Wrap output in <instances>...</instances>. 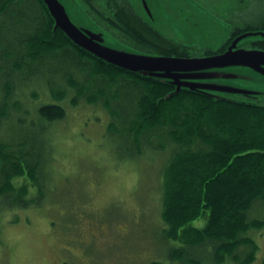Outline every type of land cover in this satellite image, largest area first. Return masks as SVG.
I'll use <instances>...</instances> for the list:
<instances>
[{
  "label": "rangeland",
  "instance_id": "obj_1",
  "mask_svg": "<svg viewBox=\"0 0 264 264\" xmlns=\"http://www.w3.org/2000/svg\"><path fill=\"white\" fill-rule=\"evenodd\" d=\"M108 1L57 0L67 23L87 38L106 49L141 56L142 62L151 58L147 68L168 74L169 81L182 87H225L230 91L212 92L238 99L252 94L247 99L264 105V50L243 46L237 38L223 53H204L227 36L229 25L221 8L230 0H146L155 27L191 46L189 57L132 49L134 38L109 23L113 11ZM128 2L154 27L142 0ZM47 58L33 73L25 72L32 79L17 92L7 99L0 94V141L27 162L40 161L34 175L12 178L16 196L0 194V264H187L170 257L179 243L162 234L163 170L178 145L159 131L150 139L144 133L142 152L134 155L138 146L133 133L110 108L117 102L111 97L117 85L89 101L101 81L83 79L89 89L80 96L62 73L68 59ZM106 98L112 100L109 107ZM45 104L63 106L65 117L47 122L39 112ZM27 150L32 157L25 156ZM5 180L0 170V188ZM261 208L257 205L256 211ZM248 235L258 246L249 264H264V227ZM188 249L190 258L213 264L211 245ZM250 251L242 245L237 254L244 257ZM226 262L238 264L232 257Z\"/></svg>",
  "mask_w": 264,
  "mask_h": 264
},
{
  "label": "trees",
  "instance_id": "obj_2",
  "mask_svg": "<svg viewBox=\"0 0 264 264\" xmlns=\"http://www.w3.org/2000/svg\"><path fill=\"white\" fill-rule=\"evenodd\" d=\"M107 6L113 11L107 16L111 26L136 41L132 49L163 56L193 54L191 46L145 22L128 0H109ZM57 56L68 59L62 73L80 96L89 89L83 79L101 81L89 101H97L105 88L117 85L111 96L117 102L110 108L133 133L138 146L134 155L142 152L144 133L150 139L159 131L178 145L162 178L166 224L162 234L179 243L170 257L203 264L202 259L188 256V248L211 245L213 264H225L228 257L238 264L251 263L258 246L248 231L264 227V105L247 99L252 94L238 99L207 89L178 90L168 79L119 66L76 43L57 25L46 0H0V94L5 93L4 98L32 79L25 72L37 70L44 57ZM111 101L106 98L108 107ZM39 112L47 122L66 114L59 104H45ZM8 148L0 141V170L6 178L0 194L11 196L17 195L12 178L34 175L40 161L27 162ZM257 205L261 210L256 211ZM252 212L261 216L253 217ZM242 245L251 248L244 257L237 254Z\"/></svg>",
  "mask_w": 264,
  "mask_h": 264
},
{
  "label": "flooded vegetation",
  "instance_id": "obj_3",
  "mask_svg": "<svg viewBox=\"0 0 264 264\" xmlns=\"http://www.w3.org/2000/svg\"><path fill=\"white\" fill-rule=\"evenodd\" d=\"M143 6L155 27L154 15L149 9L146 0ZM230 4L222 6L221 11L225 15V22L229 25L227 36L222 44L216 48L204 51L206 54H218L225 52L231 44L239 38V43L246 47L264 50V0H230ZM201 7H205L201 5ZM139 14V12L134 8ZM143 19L144 17L141 16ZM156 28V27H155Z\"/></svg>",
  "mask_w": 264,
  "mask_h": 264
},
{
  "label": "water",
  "instance_id": "obj_4",
  "mask_svg": "<svg viewBox=\"0 0 264 264\" xmlns=\"http://www.w3.org/2000/svg\"><path fill=\"white\" fill-rule=\"evenodd\" d=\"M50 6V9L57 20V25L61 26L68 35L79 45L86 48L87 50L95 53L96 55L106 59L109 62L115 63L119 66L140 71L146 75H155L164 79H167L168 74H161L153 70L152 66L147 68L146 64L150 63L151 58H144L145 62H142L141 56L130 55L128 53L114 51L106 49V47L102 46L100 43L94 41L93 39L87 38L79 29L75 28L72 24H68L69 22L65 17L61 6L58 4L57 0H46ZM59 11V12H58ZM58 13V17L56 15ZM94 37L100 38V35H94ZM144 57V56H143ZM134 59L136 62L134 63ZM230 77H233L230 75ZM172 83L177 85V89L179 90L182 85L178 81H171ZM190 88H198V89H207V90H219V91H230L228 88L225 87H217L210 84L205 83H189L185 85Z\"/></svg>",
  "mask_w": 264,
  "mask_h": 264
}]
</instances>
